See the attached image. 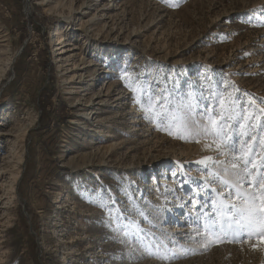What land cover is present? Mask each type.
Listing matches in <instances>:
<instances>
[{
    "label": "rangeland",
    "instance_id": "rangeland-1",
    "mask_svg": "<svg viewBox=\"0 0 264 264\" xmlns=\"http://www.w3.org/2000/svg\"><path fill=\"white\" fill-rule=\"evenodd\" d=\"M57 26L73 60L55 55ZM5 57L0 264H264L260 228L219 243L194 232L220 191L219 166L198 162L230 157L137 103L151 92L196 116L230 93L259 168L264 0H0Z\"/></svg>",
    "mask_w": 264,
    "mask_h": 264
},
{
    "label": "snow or ice",
    "instance_id": "snow-or-ice-1",
    "mask_svg": "<svg viewBox=\"0 0 264 264\" xmlns=\"http://www.w3.org/2000/svg\"><path fill=\"white\" fill-rule=\"evenodd\" d=\"M230 95H220V112L205 109L202 115L196 116L191 101L173 106L163 95L157 96L151 92L148 93L147 106L137 100L146 113V119L155 121L158 126L166 124L168 128L177 129L181 138L210 137L212 144L206 147L214 145L219 156L230 157L222 160L206 156L198 162L204 165L205 170L219 166V171H210L209 175L220 186V191L212 190L216 192V199L211 200V211L195 217L194 232L202 238L212 236L218 243L223 240L239 241L254 233L257 228L264 230V162L259 168L255 163V149L260 144L254 143L257 136L248 130L252 126L243 123L249 117L240 115L237 119L236 102L229 98ZM261 111L264 112V109ZM261 143H264V137ZM254 172H258L259 176L254 178ZM204 207H208V204L199 205V208ZM140 215L144 214L141 212ZM123 234L128 235L127 232Z\"/></svg>",
    "mask_w": 264,
    "mask_h": 264
},
{
    "label": "bare ground",
    "instance_id": "bare-ground-1",
    "mask_svg": "<svg viewBox=\"0 0 264 264\" xmlns=\"http://www.w3.org/2000/svg\"><path fill=\"white\" fill-rule=\"evenodd\" d=\"M63 13V11H61ZM72 12H73V9H70V12L69 13H66V15H72ZM52 36L55 38L54 41H56L55 43V55L57 56V59L58 61H69V60H73L72 58L75 56L71 53V51H73V48H71V45L70 43L67 44L66 42V39H64V36H63V31L62 29L57 26L56 28H54L53 30V34ZM53 38V39H54ZM69 53V54H68ZM68 54V55H67ZM11 64V61L8 57H5L3 60H0V78L6 73L7 69L9 68V65ZM75 66V64H74ZM73 66V67H74ZM75 68V67H74ZM76 69V68H75ZM95 94L92 96L94 97ZM97 97V96H96ZM109 102V101H108ZM203 109V108H202ZM105 134V133H104ZM10 135V134H9ZM16 144V143H15ZM14 146V145H13ZM12 148V147H11ZM16 150L18 149H15V152ZM13 152V150H12ZM19 152V151H18ZM19 155V153H18ZM13 156V155H12ZM17 156V155H16ZM19 160H21V157H18ZM17 159V160H18ZM9 162V161H7ZM17 162V161H16ZM17 165V164H16ZM5 166V165H4ZM10 167V165H7ZM18 166V165H17ZM5 168V167H4ZM1 169V168H0ZM3 172V171H2ZM6 174V173H5ZM16 174V173H15ZM1 175V174H0ZM15 176V175H14ZM11 178V177H10ZM14 182V180H13ZM12 184V183H11ZM12 186V189H14L15 185H11ZM13 191V190H12ZM6 207V206H5ZM10 208V207H9ZM173 209V208H172ZM176 209V207H175ZM179 209V208H178ZM177 210V209H176ZM172 213V212H171Z\"/></svg>",
    "mask_w": 264,
    "mask_h": 264
}]
</instances>
